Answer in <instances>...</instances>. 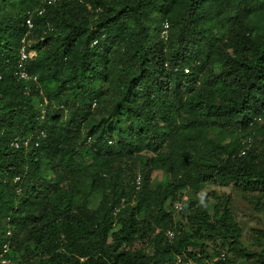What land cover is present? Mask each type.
Returning <instances> with one entry per match:
<instances>
[{
	"label": "trees",
	"instance_id": "obj_1",
	"mask_svg": "<svg viewBox=\"0 0 264 264\" xmlns=\"http://www.w3.org/2000/svg\"><path fill=\"white\" fill-rule=\"evenodd\" d=\"M41 6L0 0V253L9 244L25 264H264V223L244 240L231 195L206 192L232 186L264 215V0L48 5L34 17L37 87L16 69ZM41 130L39 147L13 145ZM156 171L169 177L154 182Z\"/></svg>",
	"mask_w": 264,
	"mask_h": 264
},
{
	"label": "built area",
	"instance_id": "obj_2",
	"mask_svg": "<svg viewBox=\"0 0 264 264\" xmlns=\"http://www.w3.org/2000/svg\"><path fill=\"white\" fill-rule=\"evenodd\" d=\"M62 1H65V0H41L42 6L40 8H37L33 11L28 12V16L26 19L27 33L25 34V36L22 38V41H21V46L19 49L20 59H19L17 69H16L17 70L16 71V77L18 78V80L34 81L36 83L37 87L40 86L39 77L37 75H32L29 71V68H28L29 67L28 63L31 60L35 59L38 55L36 47L41 41V38L40 39L37 38L36 35L34 34V29H35L34 17H35V14L42 16L45 13L46 7L48 5L60 3ZM66 1L84 3V0H66ZM87 5L90 7V5L88 3H87ZM167 29H168V24L165 25L164 31L162 33V36L165 39L168 38ZM94 44H96V43H94ZM185 72L188 73L189 70L186 69ZM27 92L29 94L31 92V89L27 88ZM45 101L47 102V99H45ZM93 106L94 107L96 106V102H94ZM42 112L45 115V109H43ZM44 115L42 116V118L44 117ZM258 120L262 121L261 118H259ZM44 137H46V133L44 130H41L39 133H37V135H35V137L34 136H26V137H22V138L16 137V139L13 141V145L16 148H20L21 146H25V147L29 148L33 145L35 147H39L41 144V139ZM263 137H264V135L258 136L259 139H262ZM20 139H22V140L20 141ZM87 140L90 143L92 141V138L89 137ZM244 142L246 143V147L241 151L242 155L246 154L247 150L252 146V143H253L252 137H249ZM14 180L19 181L20 176H16ZM142 180H143L142 175H141V173L138 172L136 177H135V180H134V184H135V187L137 190H139L141 188ZM122 202L124 205V200ZM182 207L183 206L181 203H176V205H175L176 210H181ZM117 211H118V209H117ZM166 236L170 241H173L175 239V233L173 230H168L166 232ZM9 251H10V245L9 244L4 245V251L0 253V264H25L19 260H14V259L10 258L7 255ZM225 256L226 255L223 252L221 254V258L225 259Z\"/></svg>",
	"mask_w": 264,
	"mask_h": 264
},
{
	"label": "rangeland",
	"instance_id": "obj_3",
	"mask_svg": "<svg viewBox=\"0 0 264 264\" xmlns=\"http://www.w3.org/2000/svg\"><path fill=\"white\" fill-rule=\"evenodd\" d=\"M168 174L156 171L154 172V182L159 179L168 178ZM217 191L218 195H231L233 198L232 212L237 221L242 225L243 228V239L248 240L251 235L252 229H257L264 223V215L257 212L252 204H248L240 198L236 191L232 189V186L221 187L216 184L208 185L206 192ZM207 209H210V205H207ZM222 251L227 252L226 249ZM211 264V262H210Z\"/></svg>",
	"mask_w": 264,
	"mask_h": 264
},
{
	"label": "clouds",
	"instance_id": "obj_4",
	"mask_svg": "<svg viewBox=\"0 0 264 264\" xmlns=\"http://www.w3.org/2000/svg\"><path fill=\"white\" fill-rule=\"evenodd\" d=\"M139 172V171H138ZM140 173V172H139ZM142 175V174H141ZM136 177V176H135ZM142 179H143V175H142ZM134 180H135V178H134ZM134 180H133V184H134ZM142 183H143V180H142ZM135 185V184H134ZM142 187V186H141ZM136 188V187H135ZM141 189V188H140ZM139 189V190H140ZM137 190V189H136Z\"/></svg>",
	"mask_w": 264,
	"mask_h": 264
}]
</instances>
